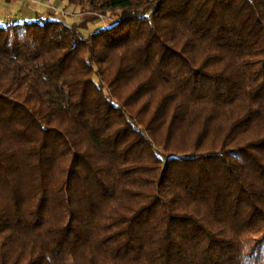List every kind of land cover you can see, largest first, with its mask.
I'll use <instances>...</instances> for the list:
<instances>
[{
	"label": "trees",
	"instance_id": "obj_1",
	"mask_svg": "<svg viewBox=\"0 0 264 264\" xmlns=\"http://www.w3.org/2000/svg\"><path fill=\"white\" fill-rule=\"evenodd\" d=\"M65 1L0 21V264H248L264 0Z\"/></svg>",
	"mask_w": 264,
	"mask_h": 264
},
{
	"label": "rangeland",
	"instance_id": "obj_2",
	"mask_svg": "<svg viewBox=\"0 0 264 264\" xmlns=\"http://www.w3.org/2000/svg\"><path fill=\"white\" fill-rule=\"evenodd\" d=\"M28 2H29V7L31 6L33 7V9L40 10L41 12L52 11L61 18H63L64 21H66L67 23H72L77 21L80 15L79 8L72 4H69L65 0H40V1L28 0ZM98 20L93 23H89L88 24L89 29L84 31V34L87 33L89 34L90 32H93L96 29H98L96 24ZM101 24L104 26L105 25L104 21ZM25 33L23 29L16 33L15 32H12V34L10 33L11 34V36H9L10 44H12L13 46L16 45L17 47L22 46L26 50H28L29 46L33 47L31 45L32 44L31 40L26 36ZM242 253H243L242 254L243 260L245 263L264 264V232L246 236L243 239Z\"/></svg>",
	"mask_w": 264,
	"mask_h": 264
},
{
	"label": "crops",
	"instance_id": "obj_3",
	"mask_svg": "<svg viewBox=\"0 0 264 264\" xmlns=\"http://www.w3.org/2000/svg\"><path fill=\"white\" fill-rule=\"evenodd\" d=\"M34 11L35 9H33V7H29L28 0H0V21L5 26H9V36H11L12 32L16 33L21 31L22 29L25 33V24H23V21L30 20L33 17ZM101 23H103V21L98 20V22L96 23L97 28L103 26ZM88 29L89 27L87 28V30Z\"/></svg>",
	"mask_w": 264,
	"mask_h": 264
}]
</instances>
